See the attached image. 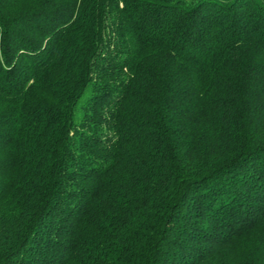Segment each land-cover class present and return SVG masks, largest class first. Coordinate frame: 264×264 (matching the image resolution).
<instances>
[{"label":"trees","instance_id":"obj_1","mask_svg":"<svg viewBox=\"0 0 264 264\" xmlns=\"http://www.w3.org/2000/svg\"><path fill=\"white\" fill-rule=\"evenodd\" d=\"M262 243L264 0H0V264Z\"/></svg>","mask_w":264,"mask_h":264},{"label":"rangeland","instance_id":"obj_2","mask_svg":"<svg viewBox=\"0 0 264 264\" xmlns=\"http://www.w3.org/2000/svg\"><path fill=\"white\" fill-rule=\"evenodd\" d=\"M253 242H254V240L252 238V239L248 240L245 245L250 247V248H252L253 244H258L259 243V241H257L256 243H253ZM260 248H261L262 251H264V244L263 243H262V246Z\"/></svg>","mask_w":264,"mask_h":264}]
</instances>
